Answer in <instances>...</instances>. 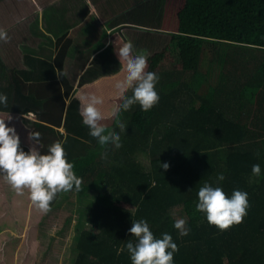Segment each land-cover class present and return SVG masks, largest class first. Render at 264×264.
Instances as JSON below:
<instances>
[{
	"label": "trees",
	"instance_id": "obj_1",
	"mask_svg": "<svg viewBox=\"0 0 264 264\" xmlns=\"http://www.w3.org/2000/svg\"><path fill=\"white\" fill-rule=\"evenodd\" d=\"M10 1L15 0H0V27L6 30L18 21L27 23L39 9L33 5L26 14L25 8L9 11L5 7ZM49 1L43 10L52 5ZM131 1L138 10L145 3ZM120 2L114 0L112 6L120 7ZM149 2H158L156 10L165 16L160 29L170 37L158 51L146 54V71L160 77L155 85L160 99L148 111L138 104L123 111L120 121L125 131L110 115L121 102L115 84L125 76L123 66L114 71L117 64L111 55L99 56L95 70L87 72L93 80L73 90L75 80L65 74L64 65L56 69L41 57L45 48L53 49L48 30L57 22L51 10L43 28L31 19L23 40L15 45L10 38L5 41L4 56L11 61L3 69L14 74L19 98L8 105L10 110H0V119L11 116L5 122L15 127L20 147L27 151L34 128L18 110L42 106L41 117L52 119L56 111L62 115L68 97L78 99L80 106L83 97L95 95L103 100L97 106L105 116L102 124L120 133L121 147L108 146L107 161L102 159L105 149L83 123L76 131L87 142H67L71 146L65 155L82 180L79 191H72L81 196L96 191L81 223L96 231L81 230L71 264H131L127 251L117 255V247L134 239L127 230L132 220L140 218L148 221L155 236L171 234L178 248L174 264H264V0ZM5 11L9 14L4 17ZM60 20L65 24L64 18ZM100 37L86 55L106 46L108 37L114 53L126 43L118 28ZM218 45L222 57L215 53ZM70 48L58 43L57 58L61 50L62 56H69ZM213 59L220 71L215 85L209 80ZM165 75L169 81L162 79ZM40 143L41 148L35 147L42 152ZM164 162L169 164L166 170L160 167ZM256 163L261 166L259 176L251 172ZM219 172L225 174L219 183L226 195L238 188L248 193L249 201L247 215L225 230L209 224L195 208L199 187L205 181L215 184ZM48 211L33 205L27 189L18 193L0 178V264L37 263V226ZM180 217L187 218V235H179L173 227V220Z\"/></svg>",
	"mask_w": 264,
	"mask_h": 264
},
{
	"label": "clouds",
	"instance_id": "obj_2",
	"mask_svg": "<svg viewBox=\"0 0 264 264\" xmlns=\"http://www.w3.org/2000/svg\"><path fill=\"white\" fill-rule=\"evenodd\" d=\"M9 38L7 30L0 27V41ZM114 51L123 65L121 70L125 76L115 84V92L121 102L113 106L110 115L117 121L120 130L125 131L126 125L120 121L121 113L134 104H138L142 111H148L158 103L160 97L155 85L160 77L153 71H146L147 55L135 53L132 43H125L118 51L116 48ZM129 90L130 95L127 94ZM7 102V94L0 92V105H6ZM102 104L103 100L95 95L85 96L81 99L79 114L83 125L88 128L89 136L105 149L102 159L107 161L108 146L118 149L122 142L119 132L109 131L102 124L105 116L97 107ZM25 118L29 121L32 119L30 116ZM6 119L10 120L11 116L0 119V178L18 193L27 189L33 205L43 212L48 211L50 201L58 192L79 191L82 180L75 174L73 162L65 155L63 141L54 140L47 146L46 152H41V134L33 130L29 133L33 143L25 151L20 147L15 127L6 124ZM35 145H40V148ZM160 167L166 170L169 164L164 162ZM251 172L259 176L260 164H253ZM224 178V172H219L215 184L205 181L196 193L195 203L196 210L202 213L204 219L220 230L240 223L249 207L246 191L236 188L230 195L225 194L219 183ZM173 227L181 236L187 235L190 230L186 217L174 219ZM127 231L134 239H127L117 247V255L126 250L131 264H174L173 256L178 248L170 233L163 232L159 237L155 236L144 218L132 220Z\"/></svg>",
	"mask_w": 264,
	"mask_h": 264
},
{
	"label": "rangeland",
	"instance_id": "obj_3",
	"mask_svg": "<svg viewBox=\"0 0 264 264\" xmlns=\"http://www.w3.org/2000/svg\"><path fill=\"white\" fill-rule=\"evenodd\" d=\"M112 1L114 2V0H50L49 2H51L52 5L49 4L50 6L43 10L44 7L42 6L45 5L47 0H15L8 2V4L6 2L5 8H8L9 11L22 10L21 12H24L25 8L26 14L33 9V5H38L39 9L27 18L28 21L35 18L37 26L39 21L42 19V26H44L47 14L50 10L51 12H54L53 16L57 23H53V26H51L48 30L52 35L49 37L50 41H54L53 49H51V47L45 48L43 54L44 57L42 55L41 57L44 60L54 63L55 65H65V74L68 76L73 73V77L70 78L75 79L74 74L77 71L76 67L81 61V57L88 60H93L95 57L96 60H98L100 56L98 55L99 52L96 54L94 53L95 55H86L85 53L87 50L92 48L95 41L101 38L100 36L104 37L105 34L108 36L110 31L113 29L118 28V31L123 34L125 42L133 44L135 53L142 52L147 55L158 51L166 42H168L170 38L168 32H162L160 29L161 23L163 24L165 21V16H163L162 12L160 13V10H156L158 2L152 4L149 2L151 0H147L149 3L143 0L145 3L142 4V7L140 6V3V8L138 10L131 0H128L129 2L121 0L120 3L122 5L117 8L112 6ZM39 11L41 12L39 13ZM7 14H9L8 11L4 13V17L7 16ZM61 17L64 18L65 24L60 20ZM27 23L24 21H18L16 23L15 31L7 32L8 36L11 35V37H14L12 40L13 45H15L18 41L23 40V29ZM111 40L112 39L108 37V43H106L107 48H105V51L109 50L110 52H105L103 50L102 54L108 56L111 55V57L115 59L118 67L116 70H118L123 65L120 64L117 56L114 57L116 54L113 52L114 44H112ZM58 43L71 47L69 56H62L64 55V50H61L60 53H58L61 57L57 58L56 49ZM4 45L5 41H0V80L3 78L6 79V82L3 81L5 85H3V87L0 86V92L7 94L8 102L6 105L0 106L2 108H7L9 107L8 105L15 102L19 97L15 94L13 88L16 85L14 74L9 73L10 75H8L6 73L8 71L10 72V70L5 71L6 73L3 70V67H6V63L11 61L4 56ZM120 47L121 46H117L116 50L118 51ZM143 50H147V52H143ZM15 51H17V49H15ZM81 51L83 54L79 56ZM215 53L217 57H219L220 54L221 57L223 56L224 51L221 49L220 45L217 46ZM31 54L35 55V52H32ZM59 59L60 61H58ZM80 63H82V61ZM212 65L214 69L211 72L212 74L209 80L213 85H215L217 84L220 71L217 68V63L214 59ZM91 69L95 70V66L93 65ZM89 76L90 75H87V77ZM169 78L170 77H167L166 75L162 76V79H167V81L170 80ZM159 81L160 79L158 82ZM49 84H51V82ZM181 91L182 94H185L184 88H181ZM183 98L185 99V97ZM68 99L70 100L66 103L67 106L64 107L66 108V114L70 111L69 115H75L76 105L78 106V99L75 97H68ZM60 113L61 111H56L54 114L55 116L51 120L54 122L59 121ZM66 124L67 126H61L60 130L65 132L64 135L66 137H69L63 144V148L67 152L71 146L70 143H67L70 137L74 140V142L78 140L87 142V138L80 135V132H76V129L79 128L78 126L72 125L70 122ZM69 124L72 126L70 127ZM40 134V138H42L45 142H48L49 140L51 142L54 138L53 135H57L56 139L59 137L58 133L56 134L54 131L46 132L45 130H42ZM24 150L26 151V149ZM46 151L47 149L45 148L44 152ZM70 192H67L68 196L65 193H58L59 195H56L55 198L50 201L48 213L44 214L43 219L37 226V236H35V238L37 239L36 246H38L39 253L36 264H71L73 259H75L78 254L77 236L80 234L81 230L92 229L96 231V228L90 224H83V226H81V223L84 222L83 212L90 204V200H92L96 195V191H91L90 194L86 196L78 195L77 192L72 190Z\"/></svg>",
	"mask_w": 264,
	"mask_h": 264
},
{
	"label": "crops",
	"instance_id": "obj_4",
	"mask_svg": "<svg viewBox=\"0 0 264 264\" xmlns=\"http://www.w3.org/2000/svg\"><path fill=\"white\" fill-rule=\"evenodd\" d=\"M42 11V10H41ZM41 11H39V13L41 12ZM8 15V14H7ZM42 22H43V19L42 20H40L39 21V26H40V28H43V26H42ZM94 25H95V23H94ZM106 25V24H105ZM13 28L14 29H8L7 30V32L8 31H15V29H16V24L13 26ZM87 29H89V28H87ZM24 31L23 32H27L28 31V26L26 25V26H24V29H23ZM42 30V29H41ZM24 33V34H25ZM9 37H10V39H11V41L14 39V37H11V35H9ZM60 46V45H59ZM47 47V46H46ZM105 48H107L106 46H104L101 50H99V51H97V52H95V54L96 53H98L99 52V54L98 55H100V56H102L103 54H102V52H103V50L105 51ZM92 50V49H91ZM101 53V54H100ZM94 54V53H93ZM94 54V55H95ZM94 55H93V57H94ZM66 57V56H65ZM97 57V56H96ZM95 60H96V58L94 57V59L92 60H88V59H85V58H83V59H81V61H82V63H80L79 62V68H77V71H76V73L74 74V77H75V82H73V88H72V90L75 88V87H77V88H80L84 83H86V82H88V81H92L93 80V78H91V77H87V72L88 71H91V68H92V66L94 65L95 66V68H96V66H97V64H96V62H95ZM2 62V61H1ZM53 65H55L54 63H52ZM57 66H59V64H57L56 65V69H57ZM64 67H65V65H64ZM59 68V67H58ZM116 68H117V65L114 67V71H116ZM4 70V69H3ZM64 71H65V68H64ZM4 72H5V70H4ZM6 73V72H5ZM7 74V73H6ZM8 75H10L9 73H8ZM69 77H73V73L72 74H70V75H68ZM6 82V79L5 78H3L2 80H0V86L1 87H3V85H5L4 84V82ZM62 87H64V86H62ZM14 88V87H13ZM62 89H64V88H62ZM1 90V89H0ZM9 91H10V87H9ZM68 102V101H67ZM76 105V104H75ZM74 105V106H75ZM32 106H29V107H27L26 109H23V110H18L19 111V113L20 114H22V116H25V117H27V116H30V117H32V119H30L31 120V125L33 126V128H34V130H36V131H39L40 133L42 132V130H45L46 132L48 131H50V132H52V131H54L56 134L58 133V135H59V137H57V140H61V141H63V144L66 142V140L69 138L68 136L66 137L64 134H65V132L64 131H61L60 130V127L61 126H67V124L66 123H69L70 122V124H72V125H76V126H78L79 127V124H82V119H81V116H80V114H79V104H78V106L76 105V113H75V115H73V114H71V115H69L70 114V111H69V113H67L66 114V108H64V109H62V115H60V120L59 121H57V122H54L53 120H51V119H48L47 117H41V111H43V107L42 106H38V107H35V106H33V108H31ZM0 110H10V108H2L1 106H0ZM78 110V111H77ZM30 113H31V115H30ZM69 124V126L71 127L72 125H70ZM29 125H30V123H29ZM64 126V127H65ZM75 127V126H74ZM49 129H52V130H49ZM57 130H58V132H57ZM77 130V129H76ZM77 132V131H76ZM57 136V135H56ZM53 137H55L54 135H53ZM54 139V138H53ZM70 139H72L71 137H70ZM40 140L43 142V144H44V146H43V148H42V152H44L45 151V148L47 149V146H48V144H50V143H52L53 142V140L50 142V140L48 141V142H45L42 138H40ZM73 142H74V140H73ZM23 149H26V148H24V147H22Z\"/></svg>",
	"mask_w": 264,
	"mask_h": 264
}]
</instances>
